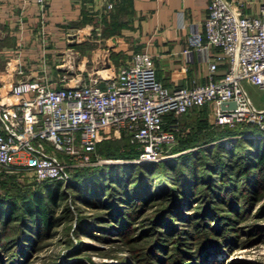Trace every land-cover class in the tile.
Instances as JSON below:
<instances>
[{
    "label": "built area",
    "instance_id": "obj_1",
    "mask_svg": "<svg viewBox=\"0 0 264 264\" xmlns=\"http://www.w3.org/2000/svg\"><path fill=\"white\" fill-rule=\"evenodd\" d=\"M46 1L36 0L41 10ZM243 6L241 0H208L202 27L192 33L207 68L199 83L167 88L155 76L151 55L137 50L103 78L55 87L42 60L40 76L8 86L16 102L0 92V166L16 165L36 181L64 182L69 167L113 161L92 156L105 135L125 137L135 161L157 162L178 128L163 117L205 105L214 125L251 123L264 132V107L243 88V82L256 86L264 99V3L254 14ZM210 48L217 52L210 56ZM221 61L226 66L217 74ZM228 101L234 107H220Z\"/></svg>",
    "mask_w": 264,
    "mask_h": 264
},
{
    "label": "trees",
    "instance_id": "obj_2",
    "mask_svg": "<svg viewBox=\"0 0 264 264\" xmlns=\"http://www.w3.org/2000/svg\"><path fill=\"white\" fill-rule=\"evenodd\" d=\"M163 119L166 124H177L176 143L171 152H179L178 154L156 163L71 167L68 168L71 176L68 186L74 189L79 200L102 210L95 215L97 219L102 222L108 219L115 223L112 224L114 227H128L132 215L127 207L133 205L134 218L148 203L163 199L153 218L156 236L174 231L168 236L185 234L180 238H184V241L191 239V231L171 229L175 220H186L184 213L189 219L194 218L200 222L193 224L195 228L203 233L215 234V226L209 223L218 222L213 206L222 203L230 207L229 204L242 193L246 192L247 197H252L259 186L264 185V136H246L245 134L260 132L250 123L231 128L219 125L209 128L205 120L198 117L194 120V126H189L186 118L178 120L171 113L166 114ZM231 134H239L237 141L225 148L220 137ZM119 145L128 148L124 154L117 151ZM192 147L194 148L190 149ZM96 149L97 153L105 157L136 154L124 137L102 138ZM155 185L158 186L156 190ZM60 186L61 181L44 180L30 188L21 185L12 188L10 193H0V263L20 264L21 259L33 253L36 238L41 232L55 226L56 220L52 212L62 194ZM190 203L198 204L197 209H193V214L187 212L188 209L183 211V207ZM9 227H12L10 235ZM187 246L180 244V250L175 247L177 250L174 249L173 260L169 263L192 262L188 250L182 249ZM162 250L161 242L157 243L154 250L149 249V259L160 262L162 257L154 251Z\"/></svg>",
    "mask_w": 264,
    "mask_h": 264
},
{
    "label": "rangeland",
    "instance_id": "obj_3",
    "mask_svg": "<svg viewBox=\"0 0 264 264\" xmlns=\"http://www.w3.org/2000/svg\"><path fill=\"white\" fill-rule=\"evenodd\" d=\"M72 29L70 32L72 35L68 36L70 40L65 51L56 54L55 58L49 61L48 72L44 75L55 87L88 83L93 79L103 78L127 56L124 52L126 50H122L125 45L116 43L122 39V36L110 34V31L116 29L95 26V24L90 26L89 34H87V28L84 25L74 26ZM127 37L126 45L130 47L131 43ZM141 37V35H133V52L139 50ZM243 88L256 107H264L262 93L256 86L247 83V85H243ZM203 107V109L199 107L188 110L187 114L174 116L178 120L186 118L189 126L196 124L194 123L195 118H202L207 127L211 128L215 126L212 123V110L210 106ZM185 115L188 116L183 117ZM238 135L231 134L220 137V139L223 140L224 147L229 148L236 143ZM245 135L262 137L264 132L260 130L255 134ZM103 139L114 138L105 135ZM175 143L176 135L174 134L173 140L161 147V151L165 155L162 159L179 153L171 152ZM209 144L211 145L212 142ZM126 148L124 145H119L117 151L124 154L128 149ZM92 156L113 160L91 164L92 166L151 163L135 161V154L127 157L101 156L97 153L96 147ZM67 174V179L61 182L59 189L62 194L58 198L56 206H53L55 226L41 232L40 236L36 238L37 242L33 253L21 259L20 264H170L169 262L174 257L172 255L180 244L188 245L189 249L182 248L188 250L189 257L193 259L188 264H264V185L259 186L254 192L255 197L253 195L247 197L246 192L242 193L238 199L229 204L230 207L222 203L215 204L213 213L218 222H209L212 223L211 226H215L216 229H214L217 230L215 234L213 232L203 233L199 228H195L193 224L199 221H195L194 218L189 219L188 215L184 213L183 217L186 220H175L172 224L173 228H171L176 231L182 229L191 231V239L184 241V238L180 237L186 236L185 234H178L179 237L176 236L177 234L173 235L175 237L168 236L174 231L168 234L160 233L159 236H156L153 218L158 213L156 210L162 205L163 199L148 203L139 210L134 218L133 205L127 207L132 215L129 224L127 223L128 227L120 226L118 228L116 225L114 227L115 223L108 219L102 222L101 219L96 218L95 215L102 212L100 208H94L76 197L74 189L68 186L71 177L68 168ZM38 182L41 181H36L26 170L16 165L0 166V193L2 194L3 192L10 193L12 188L21 185L30 188ZM157 188L158 186L155 185L154 189ZM190 205L183 207V211L188 209L187 212L193 214L192 211L194 208L197 209L198 204L190 203ZM11 231L12 227H9L8 235L12 233ZM157 237L158 239H156ZM160 242L164 250L154 251V253L162 257V260L158 262L149 259V253H151L149 249L154 250L157 243L160 244Z\"/></svg>",
    "mask_w": 264,
    "mask_h": 264
},
{
    "label": "crops",
    "instance_id": "obj_4",
    "mask_svg": "<svg viewBox=\"0 0 264 264\" xmlns=\"http://www.w3.org/2000/svg\"><path fill=\"white\" fill-rule=\"evenodd\" d=\"M243 12L257 13L264 0H241ZM208 0H47L41 10L36 0H0V92L7 93L17 79L39 75L41 62L63 53L74 26L93 24L113 28L121 35L127 55L133 52V35H141L139 50L151 55L155 76L169 89L205 80L203 53L194 46L192 33L202 27ZM129 38L130 47L126 45ZM69 38V39H68ZM132 41V42H131ZM128 46V47H127ZM189 48L188 54L182 50ZM138 50V49H137ZM217 52L210 48L211 56ZM226 64H217L221 74ZM247 85V82H243Z\"/></svg>",
    "mask_w": 264,
    "mask_h": 264
},
{
    "label": "water",
    "instance_id": "obj_5",
    "mask_svg": "<svg viewBox=\"0 0 264 264\" xmlns=\"http://www.w3.org/2000/svg\"><path fill=\"white\" fill-rule=\"evenodd\" d=\"M234 107V102L233 101H228V102H226V103H222L221 105H220V107L221 108H224V107Z\"/></svg>",
    "mask_w": 264,
    "mask_h": 264
}]
</instances>
